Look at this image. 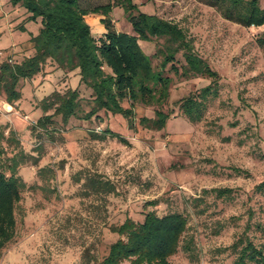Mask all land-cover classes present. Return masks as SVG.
Returning a JSON list of instances; mask_svg holds the SVG:
<instances>
[{
  "label": "rangeland",
  "instance_id": "1",
  "mask_svg": "<svg viewBox=\"0 0 264 264\" xmlns=\"http://www.w3.org/2000/svg\"><path fill=\"white\" fill-rule=\"evenodd\" d=\"M113 1L80 0V5L88 9ZM132 1L140 11L186 30L197 53L220 75L218 97L203 120L191 123L175 103L209 80H178L171 90L172 114L161 130L139 125V117L152 116L153 109L136 104L134 130L123 117L100 112L90 121L70 118L64 125L55 117L47 131H34L41 115L38 100L51 90L74 87L77 76L51 70L34 82L21 81L22 97L12 105L0 94L4 136L11 129L27 152L39 156L36 165L19 169L26 186L15 210V236L0 249V264H80L87 247L96 257L91 264H99L117 238L110 224L125 216L138 220L152 210L189 216L184 238L192 241L191 257L180 249L170 264H231L228 246L248 222L252 241L264 243V192L255 189L264 181V56L255 42L264 25L244 28L199 0ZM12 10L8 0H0V58L9 50L11 59L19 60L32 50L27 33L17 30L23 18ZM110 18L116 31L133 33L120 6L112 8ZM85 19L92 29L95 24L105 29L101 15L89 12ZM28 28L37 31L34 23ZM138 43L146 54L156 50L154 41ZM106 126L121 139L109 134L92 139V131L102 133ZM42 166L53 167L54 174L41 177ZM94 174L109 179L115 192L86 196L82 183ZM222 186L235 190L232 198L203 193Z\"/></svg>",
  "mask_w": 264,
  "mask_h": 264
},
{
  "label": "trees",
  "instance_id": "2",
  "mask_svg": "<svg viewBox=\"0 0 264 264\" xmlns=\"http://www.w3.org/2000/svg\"><path fill=\"white\" fill-rule=\"evenodd\" d=\"M8 1L13 9L11 14L23 18L17 30L27 33L32 51L12 60L8 50L0 58V94L4 95L5 103L12 105L20 100L21 81L34 82L38 75H48L51 70L77 76L74 87L51 90L38 100L41 115L31 127L34 131L40 128L47 131L50 125L54 126L55 117L64 125L70 118L90 121L92 117L98 118L100 112L123 117L127 127L134 130L136 104L153 109L152 116L139 117V125L161 130L172 114L171 90L178 80L197 77L209 80L175 103L191 123L203 120L209 102L218 97L220 75L197 53L186 30L177 22L140 11L132 0H114L88 9L80 5V0ZM199 1L244 28L264 25V0ZM116 5L130 21L132 34L115 30L110 12ZM89 12L102 16L103 36L91 31L85 19ZM32 23L37 25L35 32L28 28ZM138 40L154 41L155 52L146 54ZM255 42L264 56V33ZM5 127L0 125V249L15 236V210L26 186L19 169L26 164L36 165L39 159L38 154L35 156L21 146L11 129L4 136ZM107 134L122 137L107 126L102 133L92 131L91 137L102 140ZM7 148L12 153L2 160L3 155H8ZM46 173L53 175L54 168L42 166L37 170L41 177ZM82 185L86 196L96 194L104 198L116 190L109 179L99 174L88 176ZM255 189L264 192V181ZM234 191L222 186L204 189L203 193H213L223 200L232 198ZM142 216L138 220L125 216L121 223L110 224L108 230L117 238L110 242L99 264H170L169 257L180 249L191 257L192 241L184 238L189 222L186 213L168 210L158 214L152 210ZM251 228L246 223L228 246L234 256L231 264H264V243L252 241L248 235ZM80 261V264L96 261L89 247L84 248Z\"/></svg>",
  "mask_w": 264,
  "mask_h": 264
},
{
  "label": "crops",
  "instance_id": "3",
  "mask_svg": "<svg viewBox=\"0 0 264 264\" xmlns=\"http://www.w3.org/2000/svg\"><path fill=\"white\" fill-rule=\"evenodd\" d=\"M90 25V24H89ZM91 27V26H90ZM100 26H96V24L94 25V29H96L98 32H96V30H94V29H92V27H91V31L93 32V33H95L97 36H103V34L105 33L104 31H105V29H103V28H99Z\"/></svg>",
  "mask_w": 264,
  "mask_h": 264
}]
</instances>
